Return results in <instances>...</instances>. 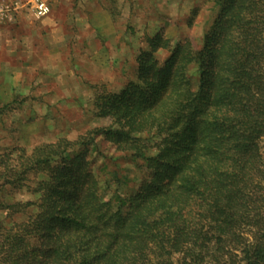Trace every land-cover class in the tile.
<instances>
[{"label":"trees","instance_id":"1","mask_svg":"<svg viewBox=\"0 0 264 264\" xmlns=\"http://www.w3.org/2000/svg\"><path fill=\"white\" fill-rule=\"evenodd\" d=\"M205 2L201 48L156 34L123 89L96 86L102 124L0 155V264H264V0ZM98 139L144 174L134 194L105 198Z\"/></svg>","mask_w":264,"mask_h":264},{"label":"rangeland","instance_id":"2","mask_svg":"<svg viewBox=\"0 0 264 264\" xmlns=\"http://www.w3.org/2000/svg\"><path fill=\"white\" fill-rule=\"evenodd\" d=\"M22 1L25 7L17 15L18 33L13 37L25 41L27 50L20 52L25 54L17 66L22 74L12 96L0 95V155L15 147L30 152L59 138L75 140L102 124L91 113L97 85L104 84L110 92L123 89L135 78L136 58L148 48L147 38L156 34L173 41L188 38L194 48H201L217 12L205 0H47L51 13L38 19L26 5L31 0ZM168 55L158 53L161 61ZM197 71L194 65L190 74ZM9 103L11 108L6 109ZM153 144L148 154L156 152ZM261 150L264 155V141ZM92 156L96 159L93 172L105 188L114 171L122 180L112 178L106 199L136 192L144 174L133 160L102 139ZM13 198L27 201L32 195L22 191ZM4 217L0 211V219ZM15 218L21 221L24 216Z\"/></svg>","mask_w":264,"mask_h":264},{"label":"crops","instance_id":"3","mask_svg":"<svg viewBox=\"0 0 264 264\" xmlns=\"http://www.w3.org/2000/svg\"><path fill=\"white\" fill-rule=\"evenodd\" d=\"M3 3L17 4L19 6V9L11 17L0 21V80L2 82L0 95L8 99L12 96V89L16 86L22 74V71L17 66L22 64L20 60L23 59V56L25 57V54L20 52L21 50H27L25 41L19 42L13 37L18 33L17 22L19 19L17 15L20 11H23L25 5L22 0H7ZM26 5L28 6V3ZM29 50L31 52V48Z\"/></svg>","mask_w":264,"mask_h":264},{"label":"built area","instance_id":"4","mask_svg":"<svg viewBox=\"0 0 264 264\" xmlns=\"http://www.w3.org/2000/svg\"><path fill=\"white\" fill-rule=\"evenodd\" d=\"M28 5H30L31 11L38 19L45 18L51 13V5L47 0H31ZM18 9L19 6L17 4H0V21L11 17Z\"/></svg>","mask_w":264,"mask_h":264}]
</instances>
